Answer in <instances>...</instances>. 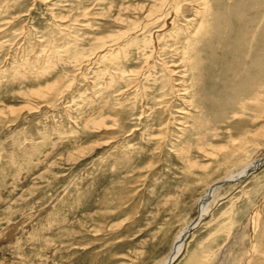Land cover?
Segmentation results:
<instances>
[{
    "label": "rangeland",
    "instance_id": "obj_1",
    "mask_svg": "<svg viewBox=\"0 0 264 264\" xmlns=\"http://www.w3.org/2000/svg\"><path fill=\"white\" fill-rule=\"evenodd\" d=\"M247 1L0 0V264H264Z\"/></svg>",
    "mask_w": 264,
    "mask_h": 264
},
{
    "label": "bare ground",
    "instance_id": "obj_2",
    "mask_svg": "<svg viewBox=\"0 0 264 264\" xmlns=\"http://www.w3.org/2000/svg\"><path fill=\"white\" fill-rule=\"evenodd\" d=\"M257 2V1H256ZM243 3V2H242ZM247 7V8H246ZM246 7H245V9H244V12L247 14L246 16H242L243 18H241V20H234V19H232L233 21V24L234 23H238L239 25V29H240V31H243L242 29L244 28V30L246 29L248 32H250L248 29H251L252 30V32H251V34L249 33V35H248V37H245V35H244V33H243V37H244V44H246L245 45V47H244V49H243V56H245V61H246V58H249V57H251V56H253L254 57V54H255V52H254V46H255V44H256V39H258V37H260V39H261V41H262V39L264 40V0H258V2L257 3H254V0H248L247 1V3H246ZM248 11V12H247ZM163 14V13H162ZM198 15V14H197ZM244 15V14H243ZM153 18V17H152ZM155 18V17H154ZM154 21H156V19L154 20ZM236 25V24H235ZM216 26H218V25H216ZM219 27V26H218ZM230 27H231V31H233V25H231V24H229V31H230ZM235 28V27H234ZM236 29V28H235ZM238 29V28H237ZM245 30V31H246ZM219 31V30H218ZM247 31L245 32V33H247ZM200 33V32H199ZM235 34H236V32H234ZM232 34V33H231ZM240 34V33H239ZM241 34H242V32H241ZM232 35H234V34H232ZM236 36H240V35H236ZM233 37V36H232ZM235 37V36H234ZM219 37H217V39H218ZM221 39V38H220ZM232 39L233 38H231V35H230V33H229V35H228V38H225V40H226V42H225V45H226V47H228V45L229 44H231V42H232ZM215 40V37H213V41ZM240 41V40H242L240 37H239V39H237V41ZM221 40H218V42H217V45H218V48H217V50H223V48H221V46H220V44L222 43V42H220ZM235 42H236V37H235V40H234ZM238 41V43H240ZM224 43V42H223ZM222 43V44H223ZM242 43V42H241ZM238 44L239 46L241 45L242 46V44ZM233 44V43H232ZM231 44V45H232ZM211 45H212V43H211ZM224 44H223V46H225ZM234 45V48H237V45L234 43L233 44ZM233 45H232V47H233ZM238 46V47H239ZM244 46V45H243ZM243 46L240 48H238V49H235V50H232V49H229V48H226V49H224L225 51H227V52H229V53H227V58L228 57H231V56H233V54H235V56H236V53L235 52H237V54H238V52H240L241 50H242V48H243ZM256 47H257V45H256ZM259 47H260V43H259ZM203 49H206V48H203ZM207 50V49H206ZM209 50V49H208ZM217 50H215V51H217ZM259 51V50H258ZM204 52H206V51H204ZM208 52V51H207ZM218 52V51H217ZM216 52V53H217ZM222 53L224 54V52L222 51ZM241 53H242V51H241ZM257 53V52H256ZM210 54H212V53H210ZM221 56V55H220ZM214 57V56H213ZM218 59V58H217ZM221 59V58H220ZM233 59V58H232ZM232 59H231V61H232ZM235 59V58H234ZM233 59V60H234ZM215 60V59H214ZM240 60H241V57H240ZM222 61H223V59H222ZM219 62V61H218ZM235 61H233V63H234ZM220 63V62H219ZM219 63H217V64H219ZM225 63H229L228 62V60H226L225 61ZM232 63V62H231ZM236 63V62H235ZM249 63V62H248ZM243 66V65H242ZM254 164V165H253ZM255 164H256V162H254V163H252L251 164V168H253V166H255ZM257 164H259V163H257ZM250 168V167H249ZM250 168V169H251ZM255 169V168H254ZM245 170H249V169H247V168H245ZM251 171V170H250ZM240 174V173H239ZM236 175V174H235ZM235 177H238V175L237 176H235ZM240 177V176H239ZM228 178V177H227ZM242 178V177H241ZM234 179H226L223 183H221V184H219V185H217V186H215V187H210V190H209V194H211L212 193V191L214 190V189H217V188H220L221 186H223V185H225V184H228V183H230V182H232ZM208 192V191H207ZM206 204V203H205ZM205 204L201 207V215H202V211H203V209H204V206H205ZM198 220V219H197ZM195 222V221H194ZM196 223H199V221L197 222H195V223H193L191 226H189L188 227V229H187V231H186V233H185V231L179 236V237H177V239H176V242H174L175 244L173 245V247H172V249H171V252H170V254L167 256V257H165L164 259H163V261L161 262V264H172L174 261H175V259L178 257V255H179V253H180V251H181V249H182V246H183V244H184V241H185V239L187 238V236L189 235V233L193 230V229H195L196 228ZM198 225V224H197ZM190 228H192L191 229V231L189 230Z\"/></svg>",
    "mask_w": 264,
    "mask_h": 264
},
{
    "label": "water",
    "instance_id": "obj_3",
    "mask_svg": "<svg viewBox=\"0 0 264 264\" xmlns=\"http://www.w3.org/2000/svg\"><path fill=\"white\" fill-rule=\"evenodd\" d=\"M263 163H264V161H263ZM263 163H262V164H263ZM262 164H261V165H262ZM261 165H260V166H261ZM260 166H259V167H260ZM250 173H251V172L248 171V172H247V175H249ZM191 229H192V228H190L189 230L191 231Z\"/></svg>",
    "mask_w": 264,
    "mask_h": 264
}]
</instances>
